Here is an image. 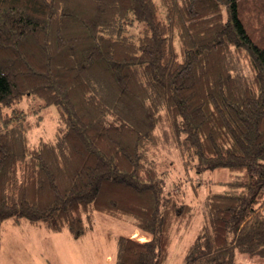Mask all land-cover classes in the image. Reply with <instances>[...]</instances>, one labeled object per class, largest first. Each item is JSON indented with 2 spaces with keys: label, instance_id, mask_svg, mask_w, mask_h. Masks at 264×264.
Listing matches in <instances>:
<instances>
[{
  "label": "trees",
  "instance_id": "obj_1",
  "mask_svg": "<svg viewBox=\"0 0 264 264\" xmlns=\"http://www.w3.org/2000/svg\"><path fill=\"white\" fill-rule=\"evenodd\" d=\"M171 148L228 172L181 264L264 255V0H0V225L79 238L129 216L149 238L118 235L112 264H163L192 214L165 190Z\"/></svg>",
  "mask_w": 264,
  "mask_h": 264
},
{
  "label": "rangeland",
  "instance_id": "obj_2",
  "mask_svg": "<svg viewBox=\"0 0 264 264\" xmlns=\"http://www.w3.org/2000/svg\"><path fill=\"white\" fill-rule=\"evenodd\" d=\"M31 102L23 98L20 105L29 112L30 107L35 106ZM35 114L39 115L37 119H33L31 113L29 115L32 122L28 136L33 144L39 138H53L57 122L55 106ZM161 158L169 171L165 190L177 192L192 205L188 223L172 226L171 243L163 263L181 264L187 245L203 222L202 208L206 194L223 189L228 172L223 168L200 172H195L193 168L184 169L176 150L172 148L162 150ZM131 220L129 216L116 219L96 212L93 226L87 234L74 238L67 229L52 231L25 221L14 224L12 219H7L0 225V264H112L118 235L141 240L149 238V234L134 226ZM235 264H264V255L236 250Z\"/></svg>",
  "mask_w": 264,
  "mask_h": 264
}]
</instances>
